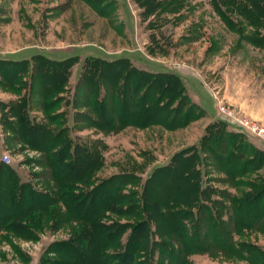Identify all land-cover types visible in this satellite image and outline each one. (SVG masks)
<instances>
[{"label":"rangeland","instance_id":"374dc122","mask_svg":"<svg viewBox=\"0 0 264 264\" xmlns=\"http://www.w3.org/2000/svg\"><path fill=\"white\" fill-rule=\"evenodd\" d=\"M229 2L0 0V162L37 190L49 192L53 187L43 152L20 140L13 131L15 119L6 111L21 100L32 121L50 125V111L44 108L50 101V78L59 76L51 74L59 68L50 71V62L63 61L59 70L63 73L60 100L55 108L62 118L59 121L74 141L101 156V165L90 172L86 184H80L82 190L92 189L112 174L130 173L135 178L122 191L139 193L153 167L168 164L178 151L193 147L197 155L194 166L204 189L200 197L208 205L210 201L218 205H211L212 214L221 215L223 225L231 229L233 222L255 218L256 213L250 209H244L242 215L229 216L230 199L240 191H254L248 187L250 183L264 184V164L254 170L247 167L241 173L240 166H236L233 171L226 150L235 153L243 146L246 159L256 157L257 152L264 155V46L256 44L264 37V28L239 13L243 2ZM117 58L151 75L146 81L152 80L148 86L152 95L157 96L167 82L174 83H169L175 99L168 110L178 106L179 120L183 121L180 125H127L115 132L92 126L93 112L84 106L91 89L82 80L85 65L95 59ZM15 77L22 85L14 84ZM143 89H147L146 85ZM3 154L8 156V162L1 159ZM170 180L169 174L157 176L150 190L158 192L159 187L164 195L173 185ZM62 212L63 207L57 203L50 215L57 217ZM44 221L35 239L2 232L0 264H45L42 257H54L45 254L47 246L67 238L69 225L75 222L65 223L59 218L54 226L52 218ZM100 221L127 220L107 210ZM196 230L199 236L194 238L200 242H204L207 232L211 236L214 232L211 241L215 244L224 242L215 229L209 231L200 223ZM127 233L128 229L121 241ZM232 234L235 241L251 242L264 250V227ZM154 237L174 243L165 229L161 234H152ZM185 259L188 264H252L216 250L188 254ZM261 262L262 259L257 264Z\"/></svg>","mask_w":264,"mask_h":264},{"label":"trees","instance_id":"16d2710c","mask_svg":"<svg viewBox=\"0 0 264 264\" xmlns=\"http://www.w3.org/2000/svg\"><path fill=\"white\" fill-rule=\"evenodd\" d=\"M239 1L243 2L239 13L264 28V0ZM229 3L231 5L232 0ZM148 6L152 7L151 4ZM220 14L224 18V14ZM256 44L264 46V37ZM61 64L63 61L50 62V71L59 68L51 73L59 76L50 78V101L44 108L50 111L47 117L50 125L32 121L21 100L10 105L6 111L15 119L13 131L20 140L27 142L31 149L43 152L53 187L49 192L37 190L30 182L21 181L9 165L0 162V234L8 232L31 240L35 239L36 232L41 231L44 220L52 218L54 226L58 225L59 218L65 223L75 222L69 225L67 238L57 239L47 246L45 254L50 253L54 257H42L41 261L45 264H188L185 259L188 254L211 250L252 264L262 259L261 264H264L263 249L251 242L235 241L232 234L245 228L264 227V184L256 186L250 183L248 187L254 191H240L230 199L229 216L242 215L244 209H250L256 217L246 222L232 221L233 229L231 226L226 228L221 215L212 214L211 205L214 202L210 201L208 205L200 197L204 189L200 187V174L194 166L197 155L193 147L178 151L174 154L178 156L173 155L168 164L153 167L139 193L132 190L126 194L122 191L135 178L130 173L112 174L99 180L92 189L82 190L80 184H86L90 172L101 165V156L74 141L67 127L59 121L62 118L55 108L63 82V73L59 71ZM83 72L82 80L91 86L84 106L93 112L92 126L99 130L115 132L127 125L143 127L151 123L170 127L183 122L179 120L178 106L175 110H168L175 99V91L170 88L173 82L161 87L157 96L152 95L148 91L152 80L146 81L151 75L137 70L123 58L89 61ZM9 77L11 79L13 75ZM14 79L18 80L17 77ZM14 84L22 85V81ZM143 85L147 89L142 91ZM99 87L103 90L100 91ZM165 97H168L167 100L162 102ZM111 109L113 112L109 114ZM53 124L54 127L51 126ZM242 147L235 153L226 150V155L231 158V170L240 166L241 173L247 167L254 170L264 164L262 153L257 152L256 157L246 159ZM167 174L171 176L173 185L168 186L164 195L159 187L156 189L158 192L153 193L150 185L154 179ZM236 183L240 184L239 181ZM57 203L63 207V212L56 217L50 214ZM107 210L127 221H100ZM151 222L154 224L153 231ZM200 223L203 228L215 229V234H222L223 244L211 241L214 232L212 236L207 232L204 242L194 238L199 236L196 229L200 228ZM126 229L128 233L121 241L120 237ZM164 229L171 234L174 243L152 238V234H161Z\"/></svg>","mask_w":264,"mask_h":264},{"label":"built area","instance_id":"2783aa9c","mask_svg":"<svg viewBox=\"0 0 264 264\" xmlns=\"http://www.w3.org/2000/svg\"><path fill=\"white\" fill-rule=\"evenodd\" d=\"M1 159H2L4 162H8V161H9L8 156H7L6 154H3V155L1 156Z\"/></svg>","mask_w":264,"mask_h":264}]
</instances>
